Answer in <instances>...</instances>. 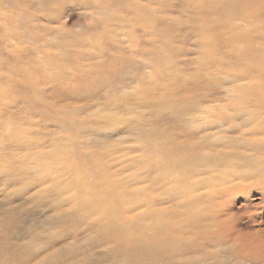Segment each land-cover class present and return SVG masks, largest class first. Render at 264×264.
Here are the masks:
<instances>
[{
	"label": "rangeland",
	"instance_id": "1",
	"mask_svg": "<svg viewBox=\"0 0 264 264\" xmlns=\"http://www.w3.org/2000/svg\"><path fill=\"white\" fill-rule=\"evenodd\" d=\"M263 127L264 0H0V264H264L193 215L202 159ZM223 201L264 248V195Z\"/></svg>",
	"mask_w": 264,
	"mask_h": 264
},
{
	"label": "bare ground",
	"instance_id": "2",
	"mask_svg": "<svg viewBox=\"0 0 264 264\" xmlns=\"http://www.w3.org/2000/svg\"><path fill=\"white\" fill-rule=\"evenodd\" d=\"M170 105L172 106V103H170ZM197 105L198 104H196L195 102L192 104H189L188 106L185 104H182L181 106L177 108V110L178 112L185 113L189 111L192 112L199 108H202V107L198 108ZM167 141L169 142L170 145H173V146H174V143H176V140L172 136L168 138ZM205 146H207V142L201 141L197 143V141L186 139V140L178 141L175 147L173 148H194V147L203 148ZM202 164H203L202 167L198 171L199 175L210 174L211 178L199 180V182H197V185H199V187L205 188L207 189V191H206L204 200L203 198L202 199L198 198V201L196 200V202H193L195 204V208L196 207L200 208L199 211H196L193 214L196 216L198 222L203 227V231L201 232V235H200V244L203 247H205L208 243H212L213 246L219 248L227 244H231L234 241H237L238 243H240V245L238 246L234 245V246H235V249L240 254L241 252L249 250L250 252H257L259 254L262 253L264 255V248L258 244L263 238L261 234L262 232L258 231L256 233L251 234L250 236L242 235V234L233 236V234L231 233L232 230L229 228L232 218L230 217L229 214L225 213L226 211H228V208L231 209L232 205L228 204L229 201H223L224 199L227 200V198H229L233 194H236L246 188H249L251 191L259 190L264 195V148H257V147L256 148H252V147L251 148H225L224 150H221V151L215 150L213 153L206 155V157L202 159ZM194 172H196L197 174V170H194ZM187 183L188 185L184 188V194L186 196L188 195V193L194 192L193 190L191 191L190 189L192 183H189V181ZM205 200H208L209 206L206 205L207 201ZM215 200H219L220 201L219 205L221 206V208H223L224 206V209H219L218 211H216V209H214ZM190 205H192V202H190V199H187V200L185 199L184 206H186L187 208ZM207 210H209V212H207ZM208 223H210V225ZM208 230L210 231V233H208Z\"/></svg>",
	"mask_w": 264,
	"mask_h": 264
}]
</instances>
